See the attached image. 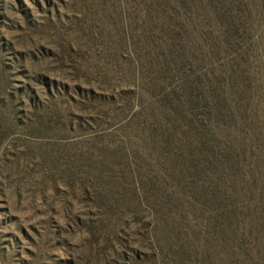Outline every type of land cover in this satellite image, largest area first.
Instances as JSON below:
<instances>
[{"label":"rangeland","instance_id":"rangeland-1","mask_svg":"<svg viewBox=\"0 0 264 264\" xmlns=\"http://www.w3.org/2000/svg\"><path fill=\"white\" fill-rule=\"evenodd\" d=\"M115 6L114 0H0V264H190L189 250L181 261L171 254L175 248L155 256V223L168 242L163 230L177 227L182 240L186 230L168 193L153 185L157 159L145 135L131 132L145 144L132 165L118 164L123 134L108 104L112 98L121 106L125 90L114 75ZM90 142L114 147L112 162L90 156ZM58 147L65 156L53 161ZM193 197L185 199L187 225L199 226L201 245L212 238L208 217L215 208ZM256 208L237 211L244 234L258 220ZM250 241L245 235L241 242ZM200 250L212 264L211 251ZM250 261L264 264L256 251Z\"/></svg>","mask_w":264,"mask_h":264},{"label":"trees","instance_id":"trees-1","mask_svg":"<svg viewBox=\"0 0 264 264\" xmlns=\"http://www.w3.org/2000/svg\"><path fill=\"white\" fill-rule=\"evenodd\" d=\"M114 3V75L125 87L119 93L121 106L115 107L112 98L108 101L123 134L117 143L118 164L132 165L133 155L135 159L145 144L131 132L145 135L157 159L151 169L153 185L160 194L168 193L171 212L186 230L182 240L177 227L172 228L174 237L162 229L168 242L155 223L150 235L155 256L175 248L171 254L181 261L189 250L190 264H208L200 250L205 246L212 264H253L252 251L264 262V0ZM110 148L95 149L90 142L89 155H102L111 163L115 148ZM56 150L53 161L65 156L63 148ZM192 195L215 208L208 217L212 238L201 245L199 226L187 225L185 199ZM95 197L108 201L107 194ZM253 204L258 220L252 224L249 219L244 234L237 211L253 212ZM245 235L251 237L249 245L241 242Z\"/></svg>","mask_w":264,"mask_h":264}]
</instances>
